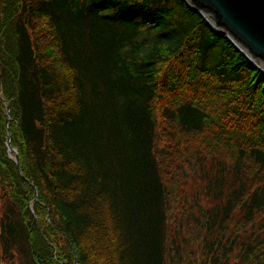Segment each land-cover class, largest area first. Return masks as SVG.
<instances>
[{
    "label": "trees",
    "instance_id": "obj_1",
    "mask_svg": "<svg viewBox=\"0 0 264 264\" xmlns=\"http://www.w3.org/2000/svg\"><path fill=\"white\" fill-rule=\"evenodd\" d=\"M5 262L264 264V72L184 0H0Z\"/></svg>",
    "mask_w": 264,
    "mask_h": 264
},
{
    "label": "water",
    "instance_id": "obj_2",
    "mask_svg": "<svg viewBox=\"0 0 264 264\" xmlns=\"http://www.w3.org/2000/svg\"><path fill=\"white\" fill-rule=\"evenodd\" d=\"M199 11L208 25L225 34L236 47L264 72V0H184ZM6 123L9 105L6 103ZM7 148L16 155L10 144L7 129ZM36 198V196H35Z\"/></svg>",
    "mask_w": 264,
    "mask_h": 264
},
{
    "label": "rangeland",
    "instance_id": "obj_3",
    "mask_svg": "<svg viewBox=\"0 0 264 264\" xmlns=\"http://www.w3.org/2000/svg\"><path fill=\"white\" fill-rule=\"evenodd\" d=\"M17 262V261H16ZM16 262H15V264H16ZM4 264H9L8 262H5Z\"/></svg>",
    "mask_w": 264,
    "mask_h": 264
}]
</instances>
